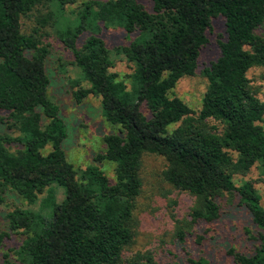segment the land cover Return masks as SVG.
<instances>
[{
    "label": "trees",
    "instance_id": "trees-1",
    "mask_svg": "<svg viewBox=\"0 0 264 264\" xmlns=\"http://www.w3.org/2000/svg\"><path fill=\"white\" fill-rule=\"evenodd\" d=\"M75 2L0 0V123L9 131L0 132V205L10 195L39 203L37 210L4 213L9 230L25 235L4 256L12 253L18 264H157L150 252L123 260L136 232L141 158L155 154L166 161L163 180L194 197L187 224H210L221 214L218 199L239 198L258 244L249 255L233 248L227 254L234 264H264L261 198L249 182L234 181L259 164L264 184V101L247 78L254 67L264 71V0H150V10L140 0H86L75 19H60ZM24 18L34 20L28 33ZM214 20L222 21L224 35L194 110L173 90L196 70ZM100 26L126 44L112 51L94 34ZM48 27L88 84H75V100L96 97L112 129L101 139L103 150L81 168L67 158L68 129L48 96L49 45L42 40ZM112 53L130 64L128 75L110 72ZM109 163L112 178L102 169ZM176 238L185 243L181 230Z\"/></svg>",
    "mask_w": 264,
    "mask_h": 264
},
{
    "label": "rangeland",
    "instance_id": "rangeland-1",
    "mask_svg": "<svg viewBox=\"0 0 264 264\" xmlns=\"http://www.w3.org/2000/svg\"><path fill=\"white\" fill-rule=\"evenodd\" d=\"M86 0H77L74 4L65 6L60 19L72 21L82 8ZM150 10V0H140ZM33 18L22 19L24 32H29L33 25ZM102 25V24H101ZM87 30L82 40L91 33ZM48 35L43 36V42L48 43L49 53L46 58L45 69L50 79L48 96L57 105L59 115L68 129L65 142L67 158L76 168L85 167L92 163L93 155L103 150L102 137L112 131L101 117L99 103L96 97L89 95L81 102H77L72 94L78 83L82 87L88 84L82 81L79 70L73 64L72 53L58 39L52 27L46 29ZM94 34L102 38L112 51L114 48L126 44V40L112 28L100 26ZM224 35V26L221 20H214L212 28L207 32L208 43L202 48L197 68L191 76L179 80L173 90L176 97L181 98L190 108L199 110L201 97L206 89L207 80L204 70L216 60L219 55L218 38ZM110 58L114 61L111 73L120 78L128 75L130 64L122 57L112 53ZM249 85L255 96L264 101V71L254 67L247 72ZM4 113L0 112V116ZM264 128V121H263ZM7 131L5 125L0 123V132ZM166 168L163 157L155 154H144L141 158L139 177L141 179L140 194L135 200L134 214L136 216V232L134 242L123 254V260L135 253L150 252L157 264H194L190 259L200 264H234L227 254L230 248L243 254H251L258 244L256 227L249 212L238 206L237 197L226 195L218 199L220 217L207 224L198 221L187 224L194 197L186 192L173 189L162 178ZM109 178L114 175V164L102 165ZM261 169L255 164L247 173L236 174L234 181L240 184L249 182L261 198L264 207V184L262 183ZM61 190L57 191L60 194ZM60 197V195H58ZM39 203L28 206L16 196L8 198L5 205H0V264L14 261L13 250L21 244L25 235L23 232L13 233L9 230L4 213L13 208L38 209ZM181 230L185 236V243L179 244L176 233ZM4 233L9 236L3 235ZM202 237L203 240L198 241Z\"/></svg>",
    "mask_w": 264,
    "mask_h": 264
}]
</instances>
